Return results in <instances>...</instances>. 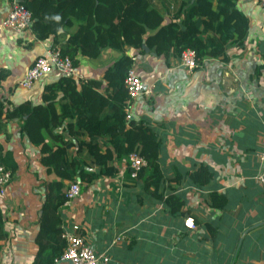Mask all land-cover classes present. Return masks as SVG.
<instances>
[{
    "label": "crops",
    "instance_id": "0c3cea01",
    "mask_svg": "<svg viewBox=\"0 0 264 264\" xmlns=\"http://www.w3.org/2000/svg\"><path fill=\"white\" fill-rule=\"evenodd\" d=\"M150 1L162 24L176 21L182 0ZM11 2L0 0V95L12 106L39 105L43 88L60 75L47 73L29 88L19 82L36 57L65 43L71 29L61 28L57 41H39L32 31L17 34L2 26ZM236 9L248 20L244 40L191 71L173 55L124 50L144 88L151 89L132 101L126 114L144 120L162 144L163 197L127 179L128 158L113 159L112 175L82 185L79 195L61 207L60 228L78 225L94 252L108 258L100 264H264V185L254 179L264 137V7L236 0ZM121 55L110 48L97 58L78 52L72 76L76 82L101 81L103 93L104 72ZM0 145L8 162L16 164L0 196V264H35L41 206L55 177L42 165L39 146L20 133L17 119L7 122ZM200 165L213 174L201 188L185 174ZM212 192L224 197L218 201L222 208L211 207ZM172 195L180 199L174 211L164 201ZM186 218L195 228L185 227Z\"/></svg>",
    "mask_w": 264,
    "mask_h": 264
},
{
    "label": "trees",
    "instance_id": "16d2710c",
    "mask_svg": "<svg viewBox=\"0 0 264 264\" xmlns=\"http://www.w3.org/2000/svg\"><path fill=\"white\" fill-rule=\"evenodd\" d=\"M17 1L31 12L35 39L57 41L61 28L71 29L59 48L74 67L78 52L89 58H97L106 48L122 53L104 72L103 93L99 92L101 81L76 82L73 76H60L43 88L39 105L27 101L12 106L0 95V133H6L8 121L17 119L20 133L39 146L42 165L55 177L47 183L36 236L35 264H50L65 247L59 211L66 200L65 190L75 177L80 178L85 188L98 176L115 172L109 164L113 159H127L135 153L143 158L145 165L133 178L127 164V179L138 182L154 197H163L159 190L164 184L159 165L162 144L144 120H130L125 111L129 95L124 80L134 62L124 50L136 49L143 54L145 46L157 56L179 57L189 48L196 53L197 68L206 59L223 56L228 44L241 43L248 20L236 9V0H182L173 15L176 21L166 25L150 0ZM8 157L0 145V164L13 174L16 164L8 162ZM185 174L190 184L200 188L213 177L203 165ZM209 199L213 208H222L218 201L225 200L214 192ZM179 200L173 195L164 199L172 211L178 207ZM2 225L0 213V237Z\"/></svg>",
    "mask_w": 264,
    "mask_h": 264
},
{
    "label": "built area",
    "instance_id": "2783aa9c",
    "mask_svg": "<svg viewBox=\"0 0 264 264\" xmlns=\"http://www.w3.org/2000/svg\"><path fill=\"white\" fill-rule=\"evenodd\" d=\"M254 1L264 7V0ZM31 25V12L17 0H12L10 8L2 20V26L20 34L25 31H31ZM178 63L188 71L193 70L196 67L195 51L189 48L184 49L178 57ZM74 71L75 68L71 59L68 56H62L60 48L53 47L44 56L35 58L33 64L28 68L24 77L19 82V86L29 88L35 81L50 72H56L60 76H72ZM124 84L129 95L125 111H128L131 102L139 96L151 93V89L144 88L134 64L129 67ZM127 118H129L128 114ZM257 160L260 164V170L254 179L258 184L264 185V137L261 142V150L257 154ZM144 165L145 161L137 154L131 153L128 155V168L131 177H136L137 172ZM12 176L13 174L10 169L0 164V196L4 195ZM81 186L82 182L80 178L75 177L65 190L66 200L63 205L69 204L71 200L79 195ZM184 225L187 228H195L192 218H186ZM61 237L65 241V247L61 255L54 258L50 264H100L101 262L108 261V258L104 254H96L88 245L78 225L73 224L63 227Z\"/></svg>",
    "mask_w": 264,
    "mask_h": 264
},
{
    "label": "water",
    "instance_id": "95a60500",
    "mask_svg": "<svg viewBox=\"0 0 264 264\" xmlns=\"http://www.w3.org/2000/svg\"><path fill=\"white\" fill-rule=\"evenodd\" d=\"M143 48H144V50L146 51V52H148L149 50L145 47V46H143Z\"/></svg>",
    "mask_w": 264,
    "mask_h": 264
},
{
    "label": "rangeland",
    "instance_id": "374dc122",
    "mask_svg": "<svg viewBox=\"0 0 264 264\" xmlns=\"http://www.w3.org/2000/svg\"><path fill=\"white\" fill-rule=\"evenodd\" d=\"M260 202H262V201H260Z\"/></svg>",
    "mask_w": 264,
    "mask_h": 264
}]
</instances>
